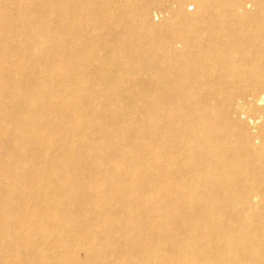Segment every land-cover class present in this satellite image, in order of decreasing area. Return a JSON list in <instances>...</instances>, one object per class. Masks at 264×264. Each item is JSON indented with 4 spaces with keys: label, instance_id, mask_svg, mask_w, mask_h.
<instances>
[{
    "label": "bare ground",
    "instance_id": "obj_1",
    "mask_svg": "<svg viewBox=\"0 0 264 264\" xmlns=\"http://www.w3.org/2000/svg\"><path fill=\"white\" fill-rule=\"evenodd\" d=\"M142 1L145 3L137 8L140 28L135 33L129 31V25L126 26L129 19L124 21L120 12L127 9V4L118 6L112 0L99 2L98 7L87 4L88 7L81 8L87 17L78 20L74 8L69 12L73 24L83 30L90 23L94 29H107L105 41L110 47L103 59L104 78L117 87L110 89L102 84L87 100L91 102L100 95L108 107L114 108L118 96L125 105L119 106L124 112L117 114L126 115L123 123L127 127H116L115 116L106 119V124L114 125V136L100 135L111 140L102 148L88 138L87 132L92 128L80 124L71 135L62 134L60 146L65 157L61 162L50 151L55 140L49 135L50 124L64 110H59L62 106L55 104L54 95L60 83L56 72L59 59L44 47L37 54L22 53L38 39V31L50 25L49 21L34 23L29 31L23 32V45L16 42L8 49L0 47L3 62L0 137L7 139L4 155L16 160L19 152L24 151L26 156L39 158L27 171L29 175L32 170L30 177L33 172L40 173L33 178L41 180L39 188L44 202L38 206L39 216H28L25 208L18 209L20 219L25 218L24 225L14 231L11 245L20 243L17 247L21 257L16 260L12 249L2 250L0 264H59L44 261L48 254L60 250L57 243L63 231L57 216L59 187L48 180L65 165H72L68 172L72 176L106 175L112 161H118L123 170L120 175L109 177L108 183L112 184L108 190L104 189L102 197L108 202L110 198L115 201V206L109 208L114 214L110 213L112 218L108 219L115 223H111L105 234L116 239L107 241L98 252L90 249L87 263L106 264L108 254L113 253L124 264L133 258H138L136 264H149L153 258L156 264H264V0H168L165 10L168 30L164 34L163 28L154 26L155 20H150L148 6L156 1ZM53 3H37L34 8L43 13L47 7H54ZM112 8L119 16L111 14ZM56 48L59 53V46ZM16 62H20L24 74L20 81L17 79L20 75L15 72ZM92 72L84 75L88 77ZM97 74L98 71L94 73ZM126 77L139 84V94L128 91ZM75 79L72 74L64 77L74 89ZM81 102L75 100L69 106H79L81 117L93 122L92 103L86 106ZM152 115L158 117L159 130L151 129ZM5 123L14 129L5 131ZM139 124L145 125L141 131ZM14 132L25 135L24 145L16 147L12 143ZM69 141L96 146L95 152L81 149L82 156H87L83 170L75 169L82 159L70 149ZM140 152L142 156L134 158ZM156 158H161L158 166L157 161L149 167L142 163ZM132 163L136 166L135 173L130 172ZM0 172L10 174L2 168ZM90 181L80 187L94 193L96 185ZM113 183H125L129 190L117 192ZM9 184V179L0 180L3 200ZM73 185H77L75 180ZM156 188L164 206H169L159 215L157 212L164 206L157 208L158 201L154 199L142 200L144 194ZM101 210L100 206L96 214L106 220L108 215H103ZM123 213L135 215L132 220L138 223V229L131 230V234L127 229L130 221H119L117 216ZM40 216L47 219L44 229L47 233H39L34 223ZM52 241L55 247L51 250L48 243ZM161 246L168 252L166 256L160 254Z\"/></svg>",
    "mask_w": 264,
    "mask_h": 264
},
{
    "label": "rangeland",
    "instance_id": "obj_2",
    "mask_svg": "<svg viewBox=\"0 0 264 264\" xmlns=\"http://www.w3.org/2000/svg\"><path fill=\"white\" fill-rule=\"evenodd\" d=\"M101 1H108V0H87L86 1L87 3L85 2L84 4H83V0H79L76 2L75 1L73 2V0H69V1L68 0H0V47L2 48L8 49L11 47V45L17 44V43H19L20 45H23L22 39H21V34L23 32L29 31V29L34 23H37L39 21L47 23L49 21L48 23L50 25H47V27H43L42 29H40L37 35L38 39L34 40L31 43L30 47L28 48L24 47L25 50L23 49L22 53L24 55V53H26L27 51L26 54L32 55V54H37L38 50L40 49L48 48V50H51L50 54L54 58L56 57L57 59H59L56 72L59 74L60 83H59V87L55 89L54 95L57 96L55 99V104L62 106V107H59V110H62V109L64 110L62 112L63 115L59 113V115L55 117V120L49 126L50 128L49 132L51 133L49 135L54 137V140H55L54 146L51 147L50 151L51 153H53V156L55 155L54 159H56L58 162L64 161L63 158L65 157L62 155V148L60 146L62 134L67 133L68 135H71V133L76 132L80 124L83 127L92 128V130L90 129L88 130L87 136L89 135L88 138L91 140L94 139V143L92 144H99V146L101 145L102 148L106 147L110 143L111 140L110 139H108L110 141L106 139L104 140V138H102L101 136L105 133L106 134L108 133L110 135L109 138H112L114 136L113 135L114 125L106 124L105 122L106 119H108L110 116H115V118L117 119L116 127L117 126L122 127V128L127 127V125L123 123L126 115H123L122 113L117 114V112L123 111V109L119 108V106L125 105L118 96H116L115 98L116 103L114 104L115 105L114 108L108 107L105 104L104 98L100 95L96 96V98L94 99L92 98L91 102L87 100V96L89 94H92L96 90L101 89V87L104 84H107V86L110 87V89H114L117 87V86L114 87V84L116 83L108 80L107 78L106 79L104 78L106 74L104 73L103 59H104V56L106 55L107 50H109L108 47H110L109 43L106 42L108 40V39L106 40L107 35H108L107 29L106 30L104 28L94 29L93 27L94 24L90 23L89 25L87 24L86 28L84 29L86 31H84L83 28L81 27L79 28L77 24H73L72 16L69 15V12L74 8L76 20L84 19L87 17V14L84 13V8L83 10L81 9L82 6L88 7L90 4L93 3V7H98L101 5V4L99 5V2ZM112 1H115L117 4H119L118 6H120V4H127V9H121L120 12L124 14V16L122 15L124 21H126L127 18L129 19L128 23L126 24V26L129 25L130 27L129 31H133V33L137 32V30H139L140 28V16L137 11V8L139 4L141 6L145 2L142 0L140 2L139 0H112ZM155 1H156L155 3L151 4L152 6L151 5L148 6L150 20L152 21L155 20L153 21L152 24L154 26H160L161 28H163L161 32L162 34H164L168 30V21H167L168 19H166L168 17V14H165L166 13L165 10H166V7H168L169 2L168 0H155ZM50 2H54L53 3L54 7H51V8L47 7L46 12L44 11L43 13L41 12L39 13L34 8L37 3L46 4ZM95 3L97 4V6H95ZM109 11L111 12L112 15L119 16L118 12L114 10L113 8L110 9ZM30 14L32 16H30ZM103 26L104 25H101V27ZM155 36H157V34ZM39 37L42 39H39ZM93 44L94 45L96 44V45L93 46ZM56 46H59V53L55 51L57 49ZM2 63L3 62L0 61V69H1ZM15 66H16L15 72L17 73V75H20V76H17V79L20 81V77H22V75L24 76L23 70L20 69L19 67L20 62H16ZM79 66H81L80 69H78ZM64 67L65 68L67 67V68L65 69ZM90 70H93L92 72L93 74L91 73L90 76L86 77L84 74L88 73ZM97 71H98V74L94 75V73ZM71 74L74 75L76 78L75 79L76 86H74L75 89L73 88V86L70 85V83L68 84L64 80V77L66 76L70 77ZM2 77L3 75L1 74V71H0V79ZM90 81L92 83H90ZM125 81H126V85H127L129 92L139 94V92L141 91V88L139 84L136 83V81L132 79H128L127 77ZM42 87L45 89H48L47 85H44ZM68 87L70 88L68 89ZM75 100H78V101L82 100L83 102L81 103L86 104V106L88 105V103L89 104L92 103L90 112H92L93 122L91 120L87 122V119H84L83 117H81L82 114L80 111L82 110V108H79V106H69L70 102H73ZM72 107L74 108V110ZM75 109L78 111H76ZM20 115L22 116V113ZM151 117H152L151 120H153V123H154V124L151 123L152 124L151 129L153 130V128H155V130L156 129L159 130V126H158L159 124L157 121L158 117H156V115H152ZM94 118L96 121L94 120ZM137 126L140 127L139 131H141L140 129H144L145 125L139 124ZM102 128H104L105 130H101ZM3 129L9 132L13 130L14 128L12 125L10 126V124L5 123L3 124ZM14 134H15V137L12 140V143H14L16 147L24 145L25 135L19 132L18 133L14 132ZM4 138L5 137L1 138V141H0L1 143L0 144V152H1L0 168L9 171L10 174L4 175V172H0V180L4 181V180L9 179L11 180V184L8 185L9 187L7 188V193H6L4 200L0 197V233L2 234V238L0 239V244L3 245L2 248H0V254L2 250L4 251L6 250L5 252H10L12 249L11 253L13 257L16 260H18L21 257L20 248L17 247L20 245V243L16 244L14 242V245H11L12 241L14 240V237H13L14 231L17 228L19 229L24 225L25 218L23 220L20 219L19 217L20 214L18 215L19 213L18 209L25 208L26 213L29 214L28 216L32 215L35 217V216L41 215V212L38 210V206L41 207L44 205V202L42 201V195H41L42 189L39 188L41 180H38V178H33L34 176L40 173L33 172L32 174L33 177H30L32 170H30L31 172L29 173V175H28L29 171H27V168H31L30 165L32 166L33 164H36L37 161L35 160L39 158L37 156L32 157L31 154H29V156H26V154L23 153L24 151L19 152L18 158L16 160L5 157L4 150L7 147V144H6L7 139H4ZM69 147L70 149L74 150L75 153H78L81 156L82 164L81 163L75 164V169L77 170H83L85 166L87 165V162H86L87 156L85 155L82 156L81 149L84 148L83 151H87V152H95L97 150V149H94L96 147L94 145L81 146L79 144V141H71V142L69 141ZM125 150H127V147L125 148ZM50 151L48 150L46 152L47 153L49 152L48 154H50ZM141 154H142L141 152L138 155L135 154L134 158L136 159L139 158L140 156H142ZM42 160H39V161L41 162ZM149 161L148 162L142 161V163H144L145 165L147 163V166L149 167L154 162L157 161L156 164L158 166V164L161 162V158H156V160L150 159ZM71 167L72 165L68 167H66L65 165L59 168V170L53 173L54 175L52 174V177L50 178V180H48L50 184H56L59 187V193L61 195L59 197V207L58 208L60 210H59V215L57 216H59V221L60 222L62 221L61 226H62L63 231L60 233V237H59L60 243L59 242L57 243L58 247L60 244V250L56 252L57 254L56 253L48 254L46 257H44V261L45 262L49 261L48 263H53V261L54 262L56 261L59 264H64L63 261L65 262V264H68V263L69 264H92V263H87V260L89 258L87 254L89 250L94 248L95 251L98 252L107 241L110 242L111 239L113 240L116 239L115 237L112 238V236H108L107 234H105V231L108 232V229H111L110 226H112V224L115 223V220L108 221V219L112 218L110 215L114 214L113 211H109V208L115 206V203H114L115 201L110 198L108 202V199L103 198L102 195L104 194V191L106 189L108 190L110 188V185L112 184V183H108L109 177L120 175L123 169H122L121 164L118 161H112L109 164V170H110L109 174L101 175L98 173H86L85 176L80 175V174L78 176L77 175L72 176L70 173H68ZM130 172H133V173L136 172V166H134V163L131 164ZM74 180L77 182V185H73ZM89 180H91L90 182H92L94 186L96 185L94 193L93 192L89 193L86 190L82 189V187H80V186H84L86 184V181H89ZM125 183H121V184L113 183V184H115V189L117 190V192L118 191L122 192L121 190H124V191L129 190V188L126 189ZM126 184H130V183L127 182ZM69 187L71 188V190ZM95 193L97 194V196ZM148 194L149 195L151 194V195L149 196ZM152 199L158 201V203L156 204L157 208L165 205L163 203V200L160 197V192L158 188H156L154 191L151 190L147 194H144L142 198V200L145 202L152 201ZM22 201H24V204H22L23 203ZM166 205H169V204H166ZM100 206L102 207L101 213L106 216L108 215L106 220L101 215L96 214V210H98ZM164 208H169V206H164L162 210H160V212H157L158 214L157 213L156 214L159 215V213L160 214L165 213L166 211L163 210ZM92 212L94 214H92ZM62 216H65V217L62 219L61 218ZM117 216L120 217L119 221H125V220L130 221L129 227L127 228L130 230L128 232L129 234H131V230L138 229V223L132 220V218L135 217L134 213L132 214L123 213V215H117ZM16 217L18 219H17V222L14 223V220ZM40 218L39 220L36 219L34 223L37 224L39 233L41 234L47 233L48 230H44L46 228L45 223H47L46 222L47 219L41 216ZM52 239L54 238H51L50 240ZM54 243H55L54 241L48 243L49 245L48 247L51 250L55 247ZM166 245L169 246L168 244ZM15 247H17V250ZM159 250L162 256L164 255L166 256L168 254V252L165 251L164 246L159 247ZM137 260L138 258H133L130 261H126L125 264H136ZM106 264H124V263L119 262L116 256L112 253V254H108V257L106 258ZM149 264H156L155 259L153 258L152 260H150ZM195 264H199V262H196Z\"/></svg>",
    "mask_w": 264,
    "mask_h": 264
}]
</instances>
